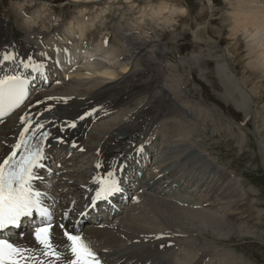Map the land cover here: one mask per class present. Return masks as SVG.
Instances as JSON below:
<instances>
[{
	"label": "bare ground",
	"instance_id": "obj_1",
	"mask_svg": "<svg viewBox=\"0 0 264 264\" xmlns=\"http://www.w3.org/2000/svg\"><path fill=\"white\" fill-rule=\"evenodd\" d=\"M71 1L75 2L76 5L86 6L90 10L95 7L99 9L90 14L81 7V11L79 12V16L81 17H63L65 23L64 27L61 29L62 25L48 20L47 16L42 17L39 14L33 13L32 6L26 3L21 9V12L24 14V18L21 22L22 30L28 35L26 41L15 39L17 30L11 21H6V26L4 27L5 21L0 20V55L1 51H3L2 58L15 57V59L5 61L0 65V78L8 75V73L24 76L28 73L29 67L33 64L34 69L32 71L34 72L31 73L32 76L37 75V78L32 87L39 89L51 87V90L48 92H38L35 95V99L33 98L34 100L32 99L31 101L30 109L26 112L24 123L21 122V116L18 117L14 115L0 124V161L5 159L7 155H10L11 151L15 150L14 146L16 144L21 143L22 135L29 144L34 146L32 149L33 151H35L36 148H41L43 150L46 157L44 160L45 162L47 159H53L52 155H55V151L64 152V145L59 144L60 139H63L64 142H66L65 144L74 145L76 143H81L79 148L82 147V151L94 153L95 156L92 176L89 178L82 173L77 175L79 178L78 182L85 184L87 187L84 193L95 192V181H100L102 178L107 180L108 173L112 172L119 184L122 182V178H124V181L132 178L133 182L129 181L127 188L131 187L134 192H139L140 199L138 198L136 201L141 202V198L150 197L146 194L148 192L155 197L152 199V203L155 213L159 216H156V219H166L168 216L173 217L166 225L164 224L167 226L165 228H160L161 225L159 226V222L157 223L153 219H148L150 220L149 223H152V228H149L147 224L139 223H143V221H138V218L135 220L130 218V216L123 220L122 223L120 222L118 225H112L113 223L111 222L118 216V211H114V213L105 220L108 225L103 226V228H97L91 221L84 219L79 220V214H74L76 209L73 208L72 210V207H75L73 200H68L64 209L63 218L69 211L72 218L66 222V227L73 228L75 223L79 221L78 225L84 229V237L89 240L92 246L100 247L99 251L93 250L100 264H177L174 254L178 253L179 250L175 244L179 242L177 237L183 232L176 230V228L182 226L184 228L195 227L194 224L197 223L215 229L211 230L214 235L222 236L223 233L224 236L230 233L235 234L236 229L238 230V225L245 223V220H241L237 218V216H231L230 214L228 217L226 216L227 219H223L224 217H217V213L215 214L216 217H211L197 208L178 205L174 198H172L173 194L170 196L168 195L170 191L180 189L182 186V179H175L173 181L169 179V177H174V174H169L167 171L168 168L165 167V165L168 163L171 166L174 163H170V161L167 160V156H162V152L164 151L166 154L168 147L157 146L155 144L157 142L156 138H141L145 130L154 123L151 122L153 119L155 121L157 117H161L160 114H162V112H168V109L164 106H162L160 110L151 109L152 116H147L144 111H142L143 108L134 113L126 121H120V123H114L115 121L103 123L99 125L96 130L91 132L88 136V141L84 142L85 144H83L82 141V137L86 133L89 125L95 120L103 118L105 114V117L110 116L111 114H109L108 111H114L120 107L122 96H124V99H128V97L130 98L131 96V98H134L139 92V89H145L144 87H147V85L142 86V84L150 83L149 89L158 84V78L160 77L159 73H155L152 69V62H150L149 59H145L146 54L150 56L151 53L143 55L150 41L146 39V34L151 31L154 32V36L148 37V39H155L156 37H160L163 32L171 31L173 35H179L180 38V36L182 37L185 35L186 29L189 27V20L187 19L189 16L187 15L186 17L179 18V24L173 26V28L169 30L163 25L154 23L153 19L150 18L161 20L170 18L169 12L163 11V8L171 5L181 7L177 4V0H161L157 2L156 6L153 3L152 5L143 6V8H140V4L136 6L137 3L141 2L139 0H103L104 2L102 0ZM145 1L147 0H143V2ZM213 1L214 0H212V2ZM225 1L226 3L228 2L229 5L227 6L228 12L224 22L227 27V37L230 43V48L227 50L231 54H236L240 49V44L238 42L242 39V36L244 37V34L247 35L248 38L256 37L255 40L264 41V7L260 6V0ZM106 4L110 5L111 8L105 10L103 7ZM122 4L128 5V7L125 5L128 12L133 10L135 6L137 7L132 12L136 14L134 18H132L135 22L134 27L121 21V19L124 18L123 14H119L123 13ZM78 5L77 7L79 8ZM182 7H185V5ZM111 9L112 12L109 13ZM136 10H138L137 13ZM108 13L111 17H108ZM129 17L131 18V16ZM212 23H214V19L209 20V24ZM180 24L184 27V32L181 31L182 33L179 32ZM208 27L209 26H207L203 32L197 31L198 29L193 32L198 46H200L204 38L203 34L206 35V37L209 34ZM139 29L142 30V34L138 32ZM56 30H60L59 33L52 36ZM48 36L53 38L52 44L44 43L43 39ZM149 36H151L150 33ZM10 38L14 40V43L11 42ZM7 42L9 43L7 49L1 48V46ZM36 45L42 46L43 50L39 51ZM245 48L249 57L253 55L248 65L246 64L247 68L252 67L256 78H259V74L264 77V47L261 50L256 47L260 54H256L257 51H255V47L251 48V44L249 47L245 46ZM85 50H87V52L84 53ZM137 51L140 52L137 53ZM39 52H41V55ZM33 53L36 54V58L33 62H30L29 55ZM210 53H212V51H210ZM153 54L155 57V53ZM159 55L160 53H158L157 60ZM20 58L24 63L22 65L18 63ZM221 59H224V61L221 60L222 65H226V56H222ZM134 60L143 62V66L148 64L150 70L146 73L145 67L142 66V76L139 79L130 80L129 75L126 80L124 75L128 69L131 68L130 71L133 69ZM25 64L28 65L27 68L24 67ZM158 65L159 64L155 63V66L158 67ZM38 67L39 71L36 74ZM44 68H46V73L49 75L47 77L48 84L46 86H44L45 81L42 80ZM139 68L140 63H137V69ZM247 74L249 73L247 72ZM112 80L117 81L113 82ZM98 81H101L100 86L96 87V85L90 89V85ZM244 84L247 86L248 83L244 82ZM137 87H139V89L134 91ZM239 93H241L243 100L248 99L245 89L239 91ZM61 97L62 99H60ZM65 101L67 102L65 103ZM171 101L172 98H169L164 105H169ZM167 114L172 115L170 112ZM130 120L131 125L134 124L132 126L133 131H130L127 127V123ZM70 124H76L77 128L72 129V127L69 126ZM260 124L258 125L264 128V118L261 120ZM29 125H31V127H29ZM41 125H43L42 128H40ZM173 125L176 126L177 124L173 123ZM26 127L28 128L27 133L24 132ZM38 128L40 129L39 131H37ZM162 128L165 129V126ZM259 132L260 129L255 130V134L258 136L260 146L264 152V134L262 143ZM44 133L48 134L47 139H43ZM136 143L139 144L135 148L136 151L133 152ZM182 143V141H177L175 144H177V148L180 149L183 147ZM184 145L186 146L187 144ZM141 146L147 149L146 153L137 156ZM70 151H74V148H69L68 152ZM154 151H156L158 157L156 158V156H154L156 160L152 166L146 161V157L152 156ZM76 152H79V149H77ZM170 154L172 157L177 158L180 157L182 153L180 150H178V152L173 150L170 151ZM23 155L24 151L21 149L17 155V159ZM142 156H144L145 160H142ZM61 163L64 162L61 161ZM145 163H147V168L152 167L153 169H157L160 176L154 174L148 181H145V171L147 170ZM97 165L100 167H97ZM122 166L124 168L121 173L120 168ZM71 175H75V172H71ZM71 175H65L66 179L69 181L73 179ZM211 177L220 178L217 174H212ZM224 179L226 180V176H224ZM61 180H63V178H61ZM202 180L203 182H200ZM65 181L64 178V185L58 186L67 187L69 191L72 190L74 197H77L81 202L84 201L81 195V189L74 185V183L72 184L69 181ZM191 182L202 183L201 187H203L205 186L204 183L207 185L212 181L207 179H192L188 183ZM225 183H223L222 187L226 193L231 185L226 184L227 186H225ZM55 184H59V182L56 181ZM46 186L45 183L38 184L40 188H45ZM208 189V193L212 195V189L210 187ZM48 191L61 202L62 200L65 201L69 195L67 191H55L52 189ZM123 196L125 195L123 194ZM167 196L168 199L172 200L160 198ZM223 198L227 199L226 196H223ZM157 199H159V201L163 200V202H157ZM212 199L211 196V200ZM128 200H130V196H127V201ZM204 202L205 201H202L203 207H205ZM239 204L240 201L238 205ZM223 206H226V204H223ZM240 206L241 208L239 209L244 208L243 204H240ZM142 214L144 215V213ZM146 214L147 213H145V215ZM160 219L158 220L161 221ZM247 220L249 221L250 217ZM239 221H241V224L238 223ZM110 225H112V227L114 226V229L117 230L111 229ZM238 231L240 232V230ZM56 234H59L57 226L54 229V240L52 242L55 252L61 256L60 260L45 256L43 247L36 243L34 233L31 232L16 238L13 245L27 249L25 256L28 257L31 264H70V261L73 259L71 252L65 246V243H63L62 238H55ZM180 244L182 247H190L188 243L184 241ZM198 246L204 248L202 251H206L207 246L202 242H199L197 247ZM209 256L210 255L205 252L203 256L201 255L196 261L190 264H205ZM178 258L181 259V255H178Z\"/></svg>",
	"mask_w": 264,
	"mask_h": 264
},
{
	"label": "rangeland",
	"instance_id": "obj_2",
	"mask_svg": "<svg viewBox=\"0 0 264 264\" xmlns=\"http://www.w3.org/2000/svg\"><path fill=\"white\" fill-rule=\"evenodd\" d=\"M0 1L4 2V0ZM49 1L50 3L41 2V0H22L23 3H30L34 6L32 10L33 13L40 12L41 16H48L52 13L49 20L52 22L57 20L62 26H64L65 22V19H61L63 17H81L79 16L81 7L90 14L99 9L95 7L92 11L86 6H79L77 4L79 6L78 8L76 3L71 0ZM139 1L142 3H137L136 6L140 4V8H143V6L152 5L153 3L156 6L157 2L161 0ZM59 2H61V4H57ZM177 2L179 6L182 7L185 5L188 9L189 17H187V19L189 20V27L186 29L185 35L179 38V35H173L171 31H168L169 33L163 32L164 34L162 33L160 37L148 39V37L154 36V32L151 31L152 33L149 32L151 36L147 33V38L145 37L150 41L145 49L146 52L142 54L151 53L150 56L146 54L145 59H149V61L152 62V69L155 73H159L160 77L158 78V84L154 85L151 89H149L150 83L142 84V86L147 85V87H144L146 90L137 87L134 91L139 89V92L136 95L133 94L135 95L134 98H131L132 96L130 98L128 97L129 100L124 99V96H122L120 107L114 111H110V116L92 123L82 137V141L83 144H85L84 142L88 141V136L91 132L96 130L98 126L103 123L112 121H115L114 123H120V121H126L134 113L143 108L142 111H144L147 116H152L151 109L153 108L159 110L162 106L167 108L168 112L172 115H168V112H162V114H160L161 117H157L155 121L154 119L151 121L154 123L145 130L142 137L143 139L146 137L156 138L157 142L155 144L157 146L168 147L166 154L163 151L162 156H167V160L170 161V163H174L171 166L168 163L165 165V167L168 168V173L174 174V177H169V179L170 181L182 179V186L180 189L170 191L168 195L170 196L173 194L172 198H174L178 205L182 207H196L208 216L216 217L217 215V217H224L223 219H225L226 216L228 217L230 214L231 216L234 215L246 221L242 224L240 223L241 221L238 222L241 224L238 225V230H240V232L236 229L235 234L230 233L227 234L228 236H224V233L222 236L214 235L211 230L215 229L197 223L194 224L195 227L184 228L182 226L177 229L185 230L186 232L183 234L184 239H179V242L183 240L189 241L191 247L193 244L198 245L199 242L210 244L213 253L206 264H264V189L257 183L264 184V177L261 178L264 173V152L260 146L258 136L253 132V130L260 129L259 134L263 143L264 128L260 127V123L264 118V77L259 74V78H256L252 67L249 66L252 70L247 68L248 62L253 55L249 57L245 48V46L249 47L251 44V48L255 47V51H257L256 54H258L259 50H257V48L260 46L259 48L261 50L264 47V41L255 40L256 37L248 38L247 35L244 34V37L242 36V39L240 38L241 40L238 42L240 44L239 51H237L236 54H231L228 51L230 43L227 37V27L224 23L228 12V2L226 3L225 0H214L212 2L214 8L212 9L213 11L211 10L210 12L207 0H177ZM260 2V6L264 7V0H260ZM125 5L128 7L127 4H122L123 13H119L124 16L121 21L134 27L135 22L132 18H134L136 14L132 12L137 7L135 6L133 10L129 9L130 12H128ZM19 8L20 4L15 0H6L1 17L5 18L7 14L14 13L20 16L18 24L21 25L23 14L20 13ZM103 8L108 10L111 6L106 4ZM54 9L57 10V12L53 13ZM110 12H112V9L109 13ZM137 12L138 10H136V13ZM128 15L131 16V18ZM108 17H111L110 14ZM212 19H214V23L209 24V20ZM4 21L5 27L6 21L9 20ZM207 26H209L208 28L210 29H208L209 34L207 37L203 34V43L201 42L200 46H198L193 32L197 29V31L203 32ZM141 31V29L138 30L139 33ZM181 31L184 32V27L180 24L179 32ZM58 32L59 30L52 34V36ZM140 34H142V32ZM15 38L17 40H24L26 34L24 31H19ZM51 40L52 38L48 36L44 39V42L50 44ZM182 46H184V50H188L187 54L183 57L179 54V47ZM40 48L41 46L38 45V49ZM210 51H212V53H210ZM138 52L140 51H137V53ZM153 53H155V57ZM158 53H160V55L157 60ZM222 56H226V65H222L221 63V60L224 61V59H221ZM138 60H134V66L131 71V68L126 71L124 75L126 80L129 75L130 80L139 79L142 76L141 68L143 62ZM137 63H140L139 69H137ZM155 63L159 64L158 67L155 66ZM143 67H145L146 73L149 72L150 67L148 64ZM247 72L249 74H247ZM112 81L116 82L117 80ZM100 82L101 81L91 84L90 89L96 85V87H99ZM244 82L248 83L247 86H245ZM238 89L239 91L246 90L248 101L243 100ZM203 96H205L206 101ZM169 98H172L170 104L164 105ZM213 99L240 114L244 124L239 125L230 120L216 105L211 103ZM173 123L177 125L174 126ZM133 125H131V120L127 123V127L130 131H133ZM163 126H165V129L162 128ZM177 141L183 142L182 148H177L178 146L175 144ZM184 144L187 145L185 146ZM136 146L137 144H135V148ZM135 148L133 152L136 151ZM173 150L177 152L180 150L182 153L181 156L177 158L172 157L170 151ZM152 154V157H147L146 161L148 163L151 162L153 166L158 156L156 155V151ZM154 156H156V158ZM94 157V153H85L81 151L77 153L72 152L68 156L65 154L59 157V159L64 162L67 161L61 169L64 174L68 173L67 175H71V172H75V175H71L73 179H70V181L64 176L63 180H61L63 183L62 185H64L65 178V182L69 181L80 187L81 183L78 182L79 178L77 175L79 173L84 174L86 177L91 175L90 171H92L95 163ZM145 172V181H148L154 174L160 176L158 174L159 171L152 167L148 168ZM212 174H217L220 178L211 177ZM254 174H259L258 180H256L257 178L255 177L253 178ZM224 176H226V180ZM246 176L248 177L245 178ZM192 179H207L212 182L207 185L204 183L205 186L201 187L202 183L199 182L188 183ZM200 182H203V180ZM223 183H225V186L231 185L226 193L222 187ZM209 187L213 191L212 195L208 193ZM58 190L66 192L68 188L60 186ZM128 190L131 196L130 200L123 213L117 218V222H121L130 216V218L135 220L138 218V221H143V223H139L147 224L149 228H152V223H149L150 220L148 219L159 222L161 225L160 228L167 227L165 225L171 221L173 217L168 216L166 219H156L157 213H155L152 203V199L155 197L152 196L150 192L146 193L150 197H145L142 203L135 204V200L138 198L139 194L134 193L131 187H129ZM67 192L68 194L72 193V190H68ZM211 196L213 198L212 200L211 198L209 199ZM223 196H226L227 199H224ZM69 198H72V196ZM160 198L167 200L168 196ZM192 199H195V201H191ZM156 201L163 202V200L159 201V199ZM201 201H206V208L201 206ZM239 201L240 204L244 205L243 209H239L241 208L240 204L238 205ZM223 204H226V206H223ZM142 213H144V215ZM145 213L147 214L145 215ZM249 217L250 220L248 221L247 219H249ZM117 222L114 220L113 224H117ZM102 226L104 225L100 224L96 227L103 228ZM198 248L200 251L195 248L182 249L176 253L175 262L177 264H190L201 255L203 256L205 252L210 255L208 251H202L204 248L199 246ZM178 255H183L187 258L179 259Z\"/></svg>",
	"mask_w": 264,
	"mask_h": 264
},
{
	"label": "snow or ice",
	"instance_id": "obj_3",
	"mask_svg": "<svg viewBox=\"0 0 264 264\" xmlns=\"http://www.w3.org/2000/svg\"><path fill=\"white\" fill-rule=\"evenodd\" d=\"M3 59L12 60L15 57H3ZM24 67L27 68L28 65L25 64ZM27 88L28 81L19 75H5L0 78V116L20 107L27 98ZM69 126L75 127V124ZM42 127L43 125L40 126V128ZM39 130L38 128L37 131ZM24 132H28L27 127ZM47 138L48 134L44 133L43 139ZM33 147L22 135L21 143L16 144L15 150L0 161V237L3 236L5 230L10 227H19L25 219L38 214L45 218V224L35 228L34 239L38 245L43 247L45 256L60 260L61 256L55 252L52 242L51 214L42 206L41 193L33 188V182L39 179L35 170L44 168L43 161L46 157L41 148H36L33 151ZM21 149L25 154L17 159ZM95 182L101 184V190L96 195L97 200H107L113 194L121 191L112 172L108 173L107 180ZM60 227L64 230L66 240L70 242L73 258L70 264H100L90 242L82 239L79 234H69L64 224H61ZM26 251L27 249L16 247L9 240L0 238V264H22V261L28 259L25 256Z\"/></svg>",
	"mask_w": 264,
	"mask_h": 264
},
{
	"label": "clouds",
	"instance_id": "obj_4",
	"mask_svg": "<svg viewBox=\"0 0 264 264\" xmlns=\"http://www.w3.org/2000/svg\"><path fill=\"white\" fill-rule=\"evenodd\" d=\"M209 11H211L214 6L212 4V0H207ZM163 11L169 12L170 18L168 19H156V18H150L153 19L154 23L160 24L165 26L167 29L171 30L173 26L179 24V18L186 17L188 15V9L185 7H178L175 5L171 6H165L163 8ZM203 27V26H198Z\"/></svg>",
	"mask_w": 264,
	"mask_h": 264
}]
</instances>
